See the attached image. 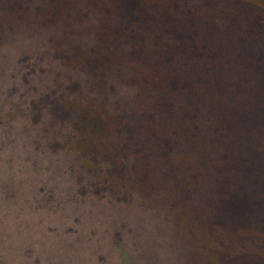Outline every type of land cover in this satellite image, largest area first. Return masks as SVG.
<instances>
[{
    "label": "trees",
    "instance_id": "1",
    "mask_svg": "<svg viewBox=\"0 0 264 264\" xmlns=\"http://www.w3.org/2000/svg\"><path fill=\"white\" fill-rule=\"evenodd\" d=\"M26 219L61 264H264V0H0V264Z\"/></svg>",
    "mask_w": 264,
    "mask_h": 264
},
{
    "label": "rangeland",
    "instance_id": "2",
    "mask_svg": "<svg viewBox=\"0 0 264 264\" xmlns=\"http://www.w3.org/2000/svg\"><path fill=\"white\" fill-rule=\"evenodd\" d=\"M26 219L25 229L21 231L20 229L16 228L14 224L11 225L12 227V243L14 245V251L17 253H13L14 260H20L18 264H28L27 260H22L20 253L23 249H29V251H33L32 253L39 257L40 260L48 261L49 259L53 260L57 264H61L62 258V246L61 244L56 245L55 242L58 241L56 237L54 238H47L45 234H36L30 228V224L32 223L33 219ZM55 236V235H53ZM51 249L52 254L48 253ZM13 250V249H12ZM92 249H88L90 253ZM13 252V251H12ZM32 253H29L33 255ZM51 254V255H50ZM13 260V261H14ZM72 260V259H70Z\"/></svg>",
    "mask_w": 264,
    "mask_h": 264
}]
</instances>
